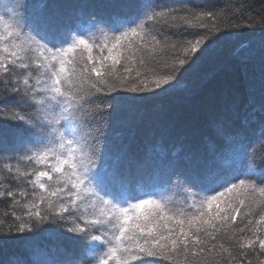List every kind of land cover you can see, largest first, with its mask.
Listing matches in <instances>:
<instances>
[{
    "label": "snow or ice",
    "instance_id": "obj_1",
    "mask_svg": "<svg viewBox=\"0 0 264 264\" xmlns=\"http://www.w3.org/2000/svg\"><path fill=\"white\" fill-rule=\"evenodd\" d=\"M5 11L7 16L0 13V142L15 125L34 149L8 157L0 167V200L10 205L3 213L11 220L7 234L31 232L33 222L50 217L64 221L71 225L68 233L92 242L96 264H132L142 257L243 264L246 250L254 254L258 246L264 253V154L258 156L255 145L249 146L255 167L241 176L230 179L216 170L184 176L189 187L204 193L190 194L187 207L196 210L190 213L171 198L128 193L119 162L108 163L101 141L100 124L121 100L116 93L166 89L207 50V34L173 42L168 31L203 28L205 19L215 26L214 13L156 5L98 40L63 26L47 4L28 19L23 6ZM169 49L177 55L167 57ZM161 64L163 70L157 68Z\"/></svg>",
    "mask_w": 264,
    "mask_h": 264
},
{
    "label": "trees",
    "instance_id": "obj_2",
    "mask_svg": "<svg viewBox=\"0 0 264 264\" xmlns=\"http://www.w3.org/2000/svg\"><path fill=\"white\" fill-rule=\"evenodd\" d=\"M45 4L63 26L98 40L103 39L102 32L111 36L113 27H128L156 5L216 16L215 26L205 19L203 28L170 29L167 34L173 42L199 38L195 33L207 34V50L197 53L195 63L181 69L166 89L116 93L121 100L100 124L108 163L119 162L128 193L148 191L157 198H171L191 213L196 210L187 207L192 203L190 194L202 197L204 193L189 187L185 175L216 170L231 179L255 167L249 146H256L258 156L264 154V0H0V13L7 16L6 9L23 6L28 19ZM161 55L167 58L177 53L169 49L167 57ZM157 68L163 70V65ZM118 69L123 74V67ZM218 130L223 134L218 135ZM18 131L23 134L17 135ZM28 139L22 128L11 126L0 142V167L8 157L34 150ZM260 162L258 158L256 164ZM6 211H10L9 203L0 200V264H96L98 254L92 242L68 233L70 224L50 217L33 222L31 232L7 234L11 220L3 215ZM246 251L248 256L240 258L243 264L264 261L258 246L254 254ZM149 262L173 264L153 257L132 264Z\"/></svg>",
    "mask_w": 264,
    "mask_h": 264
}]
</instances>
